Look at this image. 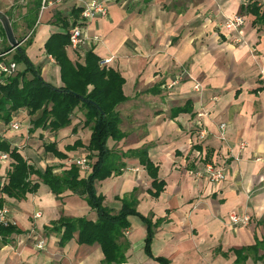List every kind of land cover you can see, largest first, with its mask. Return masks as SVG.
I'll return each mask as SVG.
<instances>
[{"label":"crops","instance_id":"1","mask_svg":"<svg viewBox=\"0 0 264 264\" xmlns=\"http://www.w3.org/2000/svg\"><path fill=\"white\" fill-rule=\"evenodd\" d=\"M88 1L63 0L40 14L27 54L55 87L63 85L60 67L45 49L51 35L63 31L55 16L73 22L74 10ZM255 2L263 11L264 0H129L109 4L107 17L88 24L80 13L89 41L80 51L67 49L69 58L83 64L94 52L100 61L112 59L103 68L125 79L128 100L117 111L126 135L109 139L108 147L120 153L148 148L157 168L154 178L138 158L128 157L119 174L95 182L104 207L118 213L126 201L137 212L121 240L122 264H162L158 258L168 264H264V26L249 11ZM236 15L245 18L241 31H226L223 24ZM6 48L0 44V52ZM13 121L21 128L1 124L0 140L42 172L53 167L62 174L73 160L91 159L92 130L81 110L58 131L47 126L30 133L32 117L24 110ZM8 155L0 160V198L16 229L1 243L0 264H104L100 244L79 243L78 232L62 244L65 228H55L62 218L97 221L86 197L70 190L57 196L36 175L37 191L10 197L2 190L14 164ZM210 163L226 169L218 185L199 175ZM90 173L80 170L81 178ZM155 182L162 184L159 192ZM233 213L251 222L232 225ZM142 217L153 228V257ZM41 240L45 247L38 249Z\"/></svg>","mask_w":264,"mask_h":264},{"label":"trees","instance_id":"2","mask_svg":"<svg viewBox=\"0 0 264 264\" xmlns=\"http://www.w3.org/2000/svg\"><path fill=\"white\" fill-rule=\"evenodd\" d=\"M43 0H31L29 8L24 16L27 27L35 33L41 14ZM255 2L249 8L256 16L255 23L264 26V10L261 11ZM75 20L72 22L67 16L58 14L55 24L63 31L51 35L45 44L46 53L53 57L60 67L63 85L55 87L47 82L39 67L31 61L27 54V48L32 45L30 37L25 44L20 45L12 59L18 65H24L22 70L10 77L4 78L0 84V125L8 126L17 114L27 111L32 117L34 132L39 127H50L52 131H58L71 124L75 111L81 110L85 117V126L92 130L88 150L90 154L91 173L86 178H81L80 169L76 164L62 174L54 172L53 167H47L45 171L36 169L29 164L24 157L11 146L0 140V151L10 154L14 160L12 170L8 173L9 183L2 187L4 193L10 197H23L28 192L39 189L40 183H33V175L38 176L40 182L48 185L57 196L66 190L72 191L81 197H86L90 206L98 213V220L93 222L84 218H62L55 228H65L61 243L64 244L73 238L75 232L79 233V243L93 245L100 244L105 255L104 264H122L125 261L126 244L122 238L129 228L128 217L137 214L136 210L125 201L123 209L118 213L103 206V197L97 194L95 182L119 174L125 167L124 158L136 157L145 166L149 174L156 178L157 168L149 158L148 148L118 152L108 147L109 139L121 141L125 133L121 130V119L117 108L128 100L124 93L125 79L113 69L102 68L100 58L89 52L85 63H75L68 55L67 48L70 43V30L79 25L80 9L74 10ZM11 20V18H10ZM14 30V27H13ZM4 29L0 22V33ZM24 39L19 40V43ZM13 46L7 47L4 52L11 51ZM3 58H0V62ZM1 77V75H0ZM183 109H178L177 112ZM76 143L74 148L79 147ZM47 151L57 152L55 146L48 145ZM95 158V161L92 159ZM158 192L162 184H157ZM5 206V201L0 198V209ZM148 223V236L146 251L151 257V243L153 228L151 222L142 217ZM15 226H0V246L5 243V238L15 230ZM244 251V250H243ZM243 251H236L238 256ZM162 264H168L163 259H156Z\"/></svg>","mask_w":264,"mask_h":264},{"label":"built area","instance_id":"3","mask_svg":"<svg viewBox=\"0 0 264 264\" xmlns=\"http://www.w3.org/2000/svg\"><path fill=\"white\" fill-rule=\"evenodd\" d=\"M76 1H83V0H76ZM129 0H90L83 4L81 10V17L85 24L93 21L98 17H107L109 13V4L111 3H126ZM63 0H43L42 1V8L41 13L45 10L53 7L57 4L62 3ZM245 24V18L241 15H236L232 18H229L223 24V28L228 32H240L242 27ZM25 40V39H24ZM99 37H95L94 41H99ZM89 41V37L85 35L83 25H77L73 27L70 31V43L68 45L69 50L73 51H80L84 46L87 45ZM2 43V34L0 33V44ZM24 42L22 41L19 43V46L22 45ZM17 48L13 47L11 51L8 52H0V58L3 60L0 62V84L4 83V78L10 77L15 75L19 70V65L13 61L12 55L15 53ZM11 55V57H10ZM112 59H104L100 61V66L106 67L111 63ZM198 88V86H197ZM10 127L13 130H19L21 125L19 122H11ZM221 130H226V124L221 125ZM199 136L201 138L206 137V131L200 130ZM9 159L8 153H0V160L7 161ZM72 164H76L81 172L87 173L92 170L91 163L86 158H80L77 160H73ZM200 176H206L211 183L213 184H220L223 182L226 177V169L224 167H217L214 164H206L204 169L199 173ZM230 223L235 226H247L251 222V218L247 214H238L233 213L229 217ZM14 225V222L10 219V209L7 205H5L2 209H0V226L8 227ZM37 248L42 249L45 247V241L41 240L37 243Z\"/></svg>","mask_w":264,"mask_h":264},{"label":"rangeland","instance_id":"4","mask_svg":"<svg viewBox=\"0 0 264 264\" xmlns=\"http://www.w3.org/2000/svg\"><path fill=\"white\" fill-rule=\"evenodd\" d=\"M30 1L31 0H0V12L6 14L9 19L11 18L10 21L12 27H14L15 36L18 41L25 39L23 41L24 44L28 38L31 37L34 38V40L36 38V35L32 34V31L27 27L26 20L24 19L27 9L29 8L30 5ZM37 27L39 28V26ZM1 34H2V43H4V45L7 47L11 46V43L9 42L6 36L5 31L4 33L1 31ZM23 68L24 65L21 64L19 66V70H22Z\"/></svg>","mask_w":264,"mask_h":264},{"label":"water","instance_id":"5","mask_svg":"<svg viewBox=\"0 0 264 264\" xmlns=\"http://www.w3.org/2000/svg\"><path fill=\"white\" fill-rule=\"evenodd\" d=\"M0 22L2 23L6 36L9 42L11 43V46L18 48L19 41L17 40L15 36L11 21L8 18V16L2 12H0Z\"/></svg>","mask_w":264,"mask_h":264}]
</instances>
